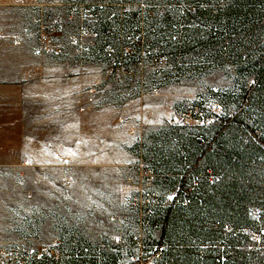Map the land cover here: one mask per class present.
Here are the masks:
<instances>
[{
  "label": "rangeland",
  "instance_id": "rangeland-1",
  "mask_svg": "<svg viewBox=\"0 0 264 264\" xmlns=\"http://www.w3.org/2000/svg\"><path fill=\"white\" fill-rule=\"evenodd\" d=\"M8 1L11 0H0V38H3L1 33L5 29L12 28L14 32L20 29L24 25L22 16L23 19L27 17L24 8L17 5L8 15L10 10L4 6ZM23 1L12 0L14 4ZM107 1L136 4L133 12L138 15L139 22L132 38L119 40L117 49L107 46V78L117 82H139L141 94L149 97L143 105H149L150 109L140 113L141 119L135 128L131 127L119 135L120 142L125 145L120 166L42 168L26 166L28 159H36L43 152L22 151L25 133H29V137H44L49 141L53 134L56 138V132L61 129L59 138L64 140L67 134L63 122L58 126L56 120L30 118L26 121L21 118L23 113L19 104L0 102V264H38L42 259L51 258L55 253V242L38 241L48 232L36 231L39 218L43 215L50 221L56 218L64 224L72 223L82 230L81 233L91 227V214L99 210L102 213L98 215V222L102 223L104 230L116 224L120 216L123 219L132 218L131 223L140 228L136 237H142L144 230L148 229V251L159 249L162 230L156 226L149 228V224L161 218L157 214L162 208H168L164 204L177 201V204L187 206V195L198 191L195 188L205 181V173L202 172L207 165L221 173L230 169V166L222 167V162L227 161L220 157L222 151L218 143L221 140L229 144V148H234L235 157L231 164H240L239 169L243 173L246 169L248 171L245 174L248 184L255 188L251 194L258 198L252 208L257 211L252 215L255 222L252 228L263 229L264 235V0ZM80 10L79 7L74 9V15L78 14L82 23L77 34L70 39V44L82 56L97 43L95 24L99 14L93 10ZM49 15L62 23L52 13H44V20ZM83 24L90 25L94 33L80 39ZM46 25L47 22L41 28ZM75 38L81 44L73 45ZM52 42L62 48L54 38ZM12 44L17 47L15 44H20V38L14 39ZM38 46L35 48L37 55L53 54H38ZM4 57V54L0 55V59ZM112 60L118 62L116 72L111 67ZM84 62L81 57L76 61L80 76L88 74ZM67 77L71 78V75ZM149 79H152L151 86L146 87ZM92 91L95 92L96 88ZM86 108L91 109L90 106ZM196 110H202L218 121L228 120L230 127L223 136H219L220 141L212 145L210 159L203 160L200 168L193 170V177H188L186 187L182 188L180 183L184 179L180 176L187 171L184 166L187 152L194 155L193 160L196 161L197 150L209 148L216 135L220 134L219 128L197 120L193 115ZM129 121L133 120L118 119L119 123ZM81 139L83 142L84 138ZM145 169L151 171L155 183L152 188L143 189L157 193L163 206L152 215L137 210L133 202L134 195L142 190L140 184L146 183L142 179ZM207 174L211 182L219 180L212 170ZM236 175H240L239 172ZM44 176L50 180L60 178L62 192L70 190L67 184L72 181L75 187L71 190L79 197L90 190L88 176L107 177L115 186V192H122L123 198L61 199L56 200L54 206L53 200L37 197L38 191L43 190ZM159 179H162V183L158 184L160 188L176 192V197L169 199L157 191L156 181ZM108 191H111L110 188ZM231 231L229 228L225 234ZM240 233L246 237L226 243L227 247L222 248L227 252L223 255L200 250L190 256H180L178 264H264V240L248 230ZM215 236L219 240L225 237ZM209 242L217 244L214 239ZM193 243L199 244L198 240ZM160 248L163 251L170 249L168 243ZM43 250H48L49 255L38 259ZM27 254L29 257L25 256ZM164 264L170 262L165 260Z\"/></svg>",
  "mask_w": 264,
  "mask_h": 264
},
{
  "label": "crops",
  "instance_id": "crops-1",
  "mask_svg": "<svg viewBox=\"0 0 264 264\" xmlns=\"http://www.w3.org/2000/svg\"><path fill=\"white\" fill-rule=\"evenodd\" d=\"M15 5L23 7L27 17L23 19L22 16L24 25L17 31L8 28L1 33L4 36L0 38V45L4 47H0V55L4 54L5 57L0 59V102L19 104L23 113L21 118L24 117L26 121L30 118L54 122L56 120L58 126L63 122L64 132L67 134V138L61 140L59 138L61 129H58L57 137L55 138L53 134L52 140L48 141L44 137H29V133H25L22 151L29 152L31 149L43 152L42 156L36 159H28L26 166L42 168L120 166V156L122 151L125 152V145L118 137L138 125L140 113L150 109L149 105H143L149 97L141 94L139 82L135 83L133 80L117 82L107 78L105 51L107 46L117 49L119 40L134 36V28L139 23L138 15L133 12L136 4L107 0H24L14 4L11 0L4 4L5 9L10 10L8 15H11ZM78 7L81 8L80 11L93 10L99 14V20L95 24L97 43L94 47H89L82 56L78 54L77 48L70 44V39L77 34L82 23L78 14L74 15V9ZM44 13H52L62 21V27L54 38L63 48L59 56L35 53V48L39 44V30L46 23ZM108 31L110 35L106 34ZM16 38H20V44L13 47L12 42ZM80 57L85 61L84 67L88 72L84 76L79 75L76 64ZM68 75H71V78L67 77ZM151 80L145 83L146 87L151 86ZM94 88L95 92L92 91ZM87 106L91 109L86 108ZM77 109L84 111L78 112ZM120 118H130L134 122L119 123ZM109 179L88 176L87 186L90 190L79 197L77 192L71 190L75 187L72 181L69 180L67 184L70 190L62 192L60 178L53 177L50 180L44 176L43 190L38 191L37 197L53 200L54 206L56 200L61 199L123 198L122 192H115V186L110 184ZM159 183H162V179L156 181V188L163 197H176V192L162 190ZM109 188L111 191H108ZM101 213L99 210L91 214L93 216L91 227L82 233V230L72 223L64 224L56 218L50 221L43 215L39 218L36 231L45 230L48 233L43 238L39 237L41 240L38 238L37 240L43 243L61 241L62 264H117L121 261L136 264L142 260L143 255L150 253L148 251L150 246L147 243L148 229L144 230L141 237L146 246L142 251L133 242V238L139 236L140 228L139 225L131 223L132 218L125 220L120 216L116 224L104 230L102 223L98 222V215ZM152 223L149 224V228ZM119 239H124L127 243L122 245L118 242ZM164 263L163 259L160 264ZM38 264H54V261L51 258L42 259Z\"/></svg>",
  "mask_w": 264,
  "mask_h": 264
},
{
  "label": "trees",
  "instance_id": "trees-1",
  "mask_svg": "<svg viewBox=\"0 0 264 264\" xmlns=\"http://www.w3.org/2000/svg\"><path fill=\"white\" fill-rule=\"evenodd\" d=\"M109 33V31L106 32V34ZM229 123L228 120L220 119V121L216 120L209 125L213 128H219L220 134L216 135L214 143L209 148L197 150L198 159L196 161L193 160L194 155L187 152L188 157L185 159L187 162H184L187 171L183 175L184 180H181L180 183L182 188L186 187L187 178L192 176L193 170L200 168L199 165L203 160L208 161L210 159L212 145L218 140L220 141L219 136H223L225 131L229 130ZM256 137L259 138V136ZM218 144L221 145L220 150L222 151L220 157L227 161L222 162V167L225 169L230 166V169L221 173L215 167L207 165L202 172L205 173V181L195 188L198 191L187 195L186 200L189 204L184 207L174 201L168 208H162L163 210L158 211L159 214L157 215L161 218L151 225V227L156 226L162 230L159 245L161 247L168 243L170 249L163 251V259L168 260L170 264H178L177 258L180 256H190L200 250L203 253L213 251L223 255L227 251L222 247H227L226 243H230L233 239H244L245 234L240 232L245 230L260 235L264 240L263 229L252 228L255 223L252 215L257 213L252 208L258 202V198L253 196L255 194H251L255 188L248 184L249 179L245 176L248 171L246 169L243 173L239 169L240 164H231L235 157L234 148H229V144L224 140ZM209 170L213 171L215 177H219L217 182H211L209 174H207ZM236 172H239L240 175H236ZM180 198L182 197L180 196ZM229 228L232 231L225 234ZM217 234L220 237L225 235V237H221L222 241L217 239L215 236ZM234 236L236 238H232ZM213 239L217 244L212 242L209 244V240L213 241ZM195 240H198L199 244H194L193 241ZM179 241H181L180 244Z\"/></svg>",
  "mask_w": 264,
  "mask_h": 264
},
{
  "label": "built area",
  "instance_id": "built-area-1",
  "mask_svg": "<svg viewBox=\"0 0 264 264\" xmlns=\"http://www.w3.org/2000/svg\"><path fill=\"white\" fill-rule=\"evenodd\" d=\"M45 20L47 22V25L40 29V33H39L40 43L37 48V53L38 54L53 53L55 55H60L63 52V50L58 45H54L52 39L55 38L57 31L62 27V23L53 15H49L45 17ZM93 33H94V29L90 25L83 24L80 31V39L84 38L86 35H92ZM72 43L73 45H79L80 40L75 38L72 41ZM111 65H112L111 67H114L115 72L118 71V62H116V60H112ZM129 74L131 75L132 71H130ZM216 108L218 109L219 107L216 106ZM193 115L197 120L208 125H211L214 122H216L215 117L208 116L202 110H196ZM189 116H192V114H189ZM142 179L146 181V183L144 185L140 184L142 190L138 191L134 195L133 197L134 207H136L137 210L139 209L145 214L152 215L155 213V211L158 210V208L163 207L161 197L155 192H150L143 189L147 187L152 188L155 183V179L149 169L148 170L145 169ZM164 205L165 207L170 206V204H164ZM118 242L122 245H125L127 243L124 239H119ZM133 242L139 244V248L142 251L146 248V246L142 242L141 237L133 238ZM53 246H54L53 249H55L54 250L55 253L51 255V258L54 261V264H62L61 260L63 255L62 253L63 244L61 241H56L53 244ZM45 255H49L48 250H43L42 254L39 255L38 259H42ZM25 256L29 257V254ZM162 260H163V249L159 247V249H156L150 252L149 254L143 255L142 260L138 261L136 264H160ZM117 264H127V263L121 261Z\"/></svg>",
  "mask_w": 264,
  "mask_h": 264
},
{
  "label": "snow or ice",
  "instance_id": "snow-or-ice-1",
  "mask_svg": "<svg viewBox=\"0 0 264 264\" xmlns=\"http://www.w3.org/2000/svg\"><path fill=\"white\" fill-rule=\"evenodd\" d=\"M169 199H172V197H169Z\"/></svg>",
  "mask_w": 264,
  "mask_h": 264
}]
</instances>
